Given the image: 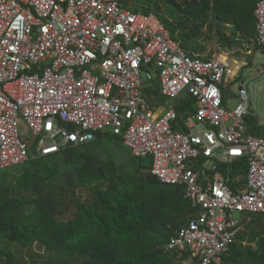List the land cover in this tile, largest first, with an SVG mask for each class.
<instances>
[{"label":"built area","instance_id":"2783aa9c","mask_svg":"<svg viewBox=\"0 0 264 264\" xmlns=\"http://www.w3.org/2000/svg\"><path fill=\"white\" fill-rule=\"evenodd\" d=\"M128 7L123 0H0V171L30 160L21 126L37 159L100 136L121 139L195 208L164 250L192 264H222L245 224L264 215V138L247 122L254 79H242L229 110L222 86L236 83L242 66L218 52L189 53L156 13ZM253 16L264 48V0H254ZM231 29L224 24L225 34ZM142 73L157 82L166 108L142 95Z\"/></svg>","mask_w":264,"mask_h":264},{"label":"trees","instance_id":"16d2710c","mask_svg":"<svg viewBox=\"0 0 264 264\" xmlns=\"http://www.w3.org/2000/svg\"><path fill=\"white\" fill-rule=\"evenodd\" d=\"M130 1L134 0H123L124 6ZM166 1L173 6L176 21L158 17L171 37L181 40V46L187 51L210 18L223 27L224 24L234 27L231 35L218 31L226 42L255 38L254 0ZM254 117L247 119L249 133L264 138V128L253 125ZM92 143L70 147L55 157L30 163L32 172L41 182L33 186L31 196L18 193L0 204L3 238L25 248L37 244L51 251L77 254L82 258L77 264H174L176 257L167 253L164 246L195 208L185 198L181 187L162 185L150 173L136 170L131 182L113 184L104 193L93 190L89 204H78L70 220L59 219L53 196L46 199L41 185L65 175L69 179L68 186L74 188V195L77 186L90 187L98 162L90 151ZM57 157H60L58 162ZM51 161L52 165L47 163ZM147 168L149 171L150 166ZM34 193L39 194V199L34 198ZM253 222L264 223V215L253 216L244 228L253 232ZM247 231L239 232L236 241L223 254L222 264H239L234 258L239 252L236 242L251 235ZM0 264H17L13 252L0 249ZM251 264H264V253Z\"/></svg>","mask_w":264,"mask_h":264},{"label":"rangeland","instance_id":"374dc122","mask_svg":"<svg viewBox=\"0 0 264 264\" xmlns=\"http://www.w3.org/2000/svg\"><path fill=\"white\" fill-rule=\"evenodd\" d=\"M175 1L180 2V0ZM127 6H129L128 10L133 12H154L162 20L169 19L175 22L177 18L172 12L173 6L166 0H134L130 1ZM210 26L212 29H210ZM218 31L223 32V26L216 22L214 18H210L207 24L203 26L201 35L188 49L190 52L203 56L218 52L223 57L237 61L242 66V72L246 73L240 76L236 83L223 84V104L229 110H233L239 103L238 91L243 82L242 79L248 81L253 78L255 89L254 91H249L248 95L249 106L255 116L253 125L264 128V48L262 49L259 46L256 48L255 38L243 37L233 43L226 42ZM248 51H251V55H248ZM141 77L144 82L141 90L142 95L147 97L152 103L159 105V107L166 108L170 102L166 98L161 99L158 97L156 82L147 83L144 73H142ZM21 128V138L25 140L30 148V160L21 166L0 171V204L8 202L18 193L27 197L31 196L30 193L33 190V186L41 182L30 168L31 164L33 165V161L37 160L35 140L31 134L24 130L23 126ZM90 151L91 154L97 156L98 161L93 169L94 173L92 174L90 187L76 185L78 190L76 189V195H74V188L68 186L69 179L65 175L55 180L44 181L41 185V192H44L46 199L50 195L53 196L52 198L56 202L57 211L60 215L59 219L61 220H70L78 210V204H89L93 190L104 193L113 184H120L123 181L131 182L134 178L133 173L136 170L142 174L149 172L147 168L149 160L134 158L130 150L123 145L121 139L100 136L96 142L92 143ZM55 160L58 162L60 157ZM47 163L52 165V161ZM242 169L243 167L237 166L238 171ZM232 170H234V167ZM238 180L239 177L235 178V181ZM38 195L34 193V198L39 199ZM251 226H254L253 232H250L251 230L247 231L245 228L241 230L247 231L251 235L236 242L239 252L235 254L234 258L238 260L239 264L255 263L264 253V223L259 222L256 225L253 222ZM0 249H8L13 252L17 264H77L82 260L81 256L77 254L55 252L39 245L25 248L4 239L1 233ZM174 259V264H192L185 256Z\"/></svg>","mask_w":264,"mask_h":264},{"label":"crops","instance_id":"0c3cea01","mask_svg":"<svg viewBox=\"0 0 264 264\" xmlns=\"http://www.w3.org/2000/svg\"><path fill=\"white\" fill-rule=\"evenodd\" d=\"M234 30V27H233V29H231L230 30V32H229V34L228 35H231V33H232V31ZM223 31H224V27H223ZM225 32V31H224ZM227 35V34H226ZM238 40H240V39H238ZM189 53H190V51H188ZM157 83V82H156ZM159 93V92H158ZM181 111H182V109H181ZM110 137H112V136H110ZM99 138V137H98ZM114 138H116V137H114ZM122 142V141H121ZM37 244H34L33 246H36ZM32 246V247H33Z\"/></svg>","mask_w":264,"mask_h":264},{"label":"bare ground","instance_id":"6f19581e","mask_svg":"<svg viewBox=\"0 0 264 264\" xmlns=\"http://www.w3.org/2000/svg\"><path fill=\"white\" fill-rule=\"evenodd\" d=\"M178 103V102H177Z\"/></svg>","mask_w":264,"mask_h":264}]
</instances>
